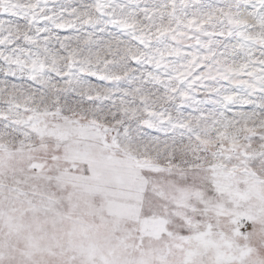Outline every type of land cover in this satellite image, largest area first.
Masks as SVG:
<instances>
[{"label": "snow or ice", "instance_id": "snow-or-ice-1", "mask_svg": "<svg viewBox=\"0 0 264 264\" xmlns=\"http://www.w3.org/2000/svg\"><path fill=\"white\" fill-rule=\"evenodd\" d=\"M0 264H264V0H0Z\"/></svg>", "mask_w": 264, "mask_h": 264}]
</instances>
